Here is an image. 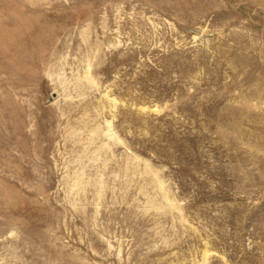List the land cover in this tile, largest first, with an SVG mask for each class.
<instances>
[{
    "label": "rangeland",
    "instance_id": "obj_1",
    "mask_svg": "<svg viewBox=\"0 0 264 264\" xmlns=\"http://www.w3.org/2000/svg\"><path fill=\"white\" fill-rule=\"evenodd\" d=\"M0 264H264V0H0Z\"/></svg>",
    "mask_w": 264,
    "mask_h": 264
}]
</instances>
